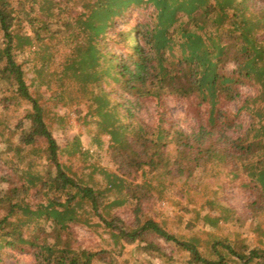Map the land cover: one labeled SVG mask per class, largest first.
Masks as SVG:
<instances>
[{"label": "trees", "instance_id": "16d2710c", "mask_svg": "<svg viewBox=\"0 0 264 264\" xmlns=\"http://www.w3.org/2000/svg\"><path fill=\"white\" fill-rule=\"evenodd\" d=\"M70 2L0 0V143L13 155H0V260L20 248L31 264H118L110 249L78 242L73 228L80 225L103 226L116 243L136 245L145 264H172L165 245L185 251L186 264H264L262 247L217 236L204 252L142 209L155 183L189 180L216 165L211 175L239 182L253 197L247 206L256 221L264 218V181L254 172L264 169V0ZM55 39L65 49L51 70ZM78 94L91 119L98 117L94 143L107 138L115 166L103 172V189L69 174L60 160L70 147L62 149L46 119L65 121L47 109L52 99L73 101L80 116ZM167 97L195 108L189 131L168 117ZM148 100L154 123L140 115ZM20 103L21 115L11 119ZM77 140L72 151L86 154ZM120 203L132 206V221L106 217Z\"/></svg>", "mask_w": 264, "mask_h": 264}, {"label": "rangeland", "instance_id": "374dc122", "mask_svg": "<svg viewBox=\"0 0 264 264\" xmlns=\"http://www.w3.org/2000/svg\"><path fill=\"white\" fill-rule=\"evenodd\" d=\"M70 1V3L73 4L75 2L80 7L82 0ZM131 15L132 18H136L139 15L138 10L134 9ZM2 40V31L0 30V41L2 42ZM53 45L51 50H53L56 57L52 63L51 70L55 69L59 63L65 49L63 43L58 39L53 40ZM30 49L37 51L38 45L34 44ZM31 58L34 62H37L36 55V59L34 55ZM31 74L29 73V77H31ZM44 88L45 86L41 89ZM55 88L53 85L51 89ZM245 91L249 90L245 89ZM31 92L34 96H37V93ZM44 93L48 96L50 91L44 90ZM78 96L81 103L80 108L82 109L80 116H77L73 111V107H75V103H72L73 101L67 99L65 102H58L57 105H54L56 99H52V101L48 102L47 109H50V111L56 110L58 113L65 115V121L63 123L54 122L50 120L49 115L46 119L49 122L53 136L62 149L65 146L70 147L67 152H64L60 160L69 168V174L87 184L103 189L108 183L103 172H112L115 166L108 155L107 138L103 137L104 145L101 147L97 146L92 139L96 127L94 125L95 120L98 117L95 116L91 119L85 103L86 97L81 96V94H78ZM164 104L168 117L177 121L182 129L189 131L195 125V108L189 102L167 97ZM24 106L25 104L20 103L18 106L11 107L10 118L14 119L15 116L21 115ZM230 109L234 110L235 105L231 104ZM140 115L146 122L154 123L156 121L155 102L148 100ZM247 116L243 115L244 123L247 122ZM261 122L264 123V118L261 119ZM76 138L78 139L76 142L78 143L77 147L81 151H87L86 154L72 151L71 143ZM0 155L4 158L13 157V155L8 153L6 143H0ZM259 169L257 170L258 173L257 171L254 172L258 179L264 181V169ZM217 172L218 166L216 165L210 167L207 172H204V169L200 167L189 180L177 178L169 182L155 183L153 188L155 195L142 205L144 216H150L159 221L180 238H195L204 252H208L209 241L217 236L241 239L250 245L264 248V218H259L258 221L260 222L257 223V218L254 217L255 215L247 206V203L253 197L239 182L236 184L237 181L231 176L225 178L227 182H224V184L223 174H219L216 177L211 175ZM231 179L233 181L229 184L228 182ZM240 180H242V177ZM109 199L112 200L113 197L110 196ZM226 208L228 209L225 210ZM114 213L119 215L125 222L132 221L134 217L132 206L128 203L111 206L108 209V213H106V217ZM203 216L206 219L204 222ZM93 221L96 220L93 219ZM73 229L78 242L92 249H110L118 264H134L135 261L137 264H145L143 260L147 257L136 245H128L122 241L116 243L109 230L103 226L87 228L79 225L74 226ZM165 247L174 260L172 264H186L185 251L173 245H165ZM7 251L8 254L2 255L0 264H31L33 262L32 255L27 249L8 248ZM159 262L158 258H154L151 264H160Z\"/></svg>", "mask_w": 264, "mask_h": 264}]
</instances>
